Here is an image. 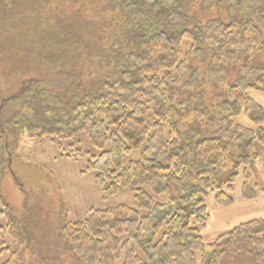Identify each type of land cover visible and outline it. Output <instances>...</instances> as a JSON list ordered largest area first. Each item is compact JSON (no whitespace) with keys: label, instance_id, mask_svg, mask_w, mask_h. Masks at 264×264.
<instances>
[{"label":"trees","instance_id":"obj_1","mask_svg":"<svg viewBox=\"0 0 264 264\" xmlns=\"http://www.w3.org/2000/svg\"><path fill=\"white\" fill-rule=\"evenodd\" d=\"M203 7L224 15L207 18ZM24 8L26 36L18 44L0 35V66L22 76L29 64L38 78L23 77L11 107L0 95V120L37 140L84 134L103 150L87 167L104 199L134 194L131 205L92 209L85 221L64 213L68 264H264V218L208 250L203 236L210 194L220 209L234 205L242 172L241 198L264 194L248 171L264 146V107L250 95L264 94V65L249 59L264 52V0H0V24ZM133 151L139 159L127 162ZM10 155L0 135L5 205Z\"/></svg>","mask_w":264,"mask_h":264},{"label":"rangeland","instance_id":"obj_2","mask_svg":"<svg viewBox=\"0 0 264 264\" xmlns=\"http://www.w3.org/2000/svg\"><path fill=\"white\" fill-rule=\"evenodd\" d=\"M71 7L79 9L75 5ZM203 8L207 10L203 12L207 18L222 13L212 9L213 7ZM26 13L30 14L31 9H17L13 12V17L2 21L0 24L2 38L5 37L10 43H14V40L18 44L23 43L18 38L25 37L27 33L24 32L26 23L24 24L23 21ZM35 24L36 20L33 17L27 28H32ZM249 59L255 65H264V52L255 54ZM17 65L16 63L15 66ZM20 65H23L26 71L22 76L18 75L16 68H9L4 64L0 66V95L6 96L7 108L16 104L17 94L23 91L22 84H27L28 79L34 81L38 78L32 75L33 68L29 64ZM8 68L11 70L9 74L16 76L13 83L11 81V89L7 82L11 79H4L8 75ZM232 72L233 70L229 73L231 77L234 75ZM250 95L264 107V94L257 91L251 92ZM8 118L7 116L0 120L2 129L0 135L3 136L5 146L12 154L11 166L3 180L2 194L6 205L0 203V210H9L8 214L0 219V228L6 229L5 233L0 229V264L8 262L9 264H68L71 259L70 253L63 255L59 248L62 243L58 235L61 226L59 222L64 213L69 214L74 222L85 221L89 218L92 209L113 210L131 205L134 194L124 191L110 200L104 199L102 187L96 184L95 174L87 167L92 157H99L103 150H96L84 134L74 140L64 141L53 138L32 139L25 133L17 134L9 124ZM242 122L247 124L245 119H242ZM109 149L110 147L107 146L104 151ZM258 152L260 161L248 169L251 174L249 183L257 186L263 193L264 146L259 145ZM73 156H77L76 159L71 158ZM139 157V151H133L127 157V162L137 160ZM244 182L242 172L236 179L232 192L235 204L228 209L222 210L216 207L214 194H210L205 199L211 216L203 232L205 249L208 250L209 245L215 243L218 236L229 232L230 229L264 217V202L261 203L257 199L250 200L246 204L242 203L241 190ZM9 220L14 221L15 228L10 227Z\"/></svg>","mask_w":264,"mask_h":264},{"label":"crops","instance_id":"obj_3","mask_svg":"<svg viewBox=\"0 0 264 264\" xmlns=\"http://www.w3.org/2000/svg\"><path fill=\"white\" fill-rule=\"evenodd\" d=\"M242 197V196H241ZM242 199V198H241ZM259 200H260V202L262 203V202H264V194H262L259 198H258ZM243 200V199H242ZM257 200V199H256ZM256 200H252V201H256ZM247 202H250V201H242V203H244V204H246ZM233 206V205H232ZM230 207V206H229ZM226 209V208H225ZM228 209V208H227ZM223 210V209H222ZM210 218H211V216H210ZM262 218H264V217H262ZM261 218V219H262ZM247 223V222H246Z\"/></svg>","mask_w":264,"mask_h":264}]
</instances>
